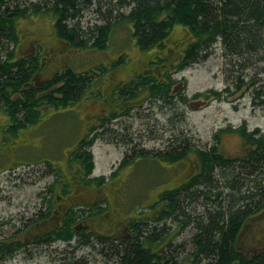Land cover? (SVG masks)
Returning <instances> with one entry per match:
<instances>
[{
  "label": "trees",
  "instance_id": "trees-1",
  "mask_svg": "<svg viewBox=\"0 0 264 264\" xmlns=\"http://www.w3.org/2000/svg\"><path fill=\"white\" fill-rule=\"evenodd\" d=\"M24 2L0 0V109L12 123V135L30 125L40 126V132L46 131L42 125L56 127L59 117L56 123L44 122L45 116L49 112L53 116L76 110L89 90V94L98 98L101 89L97 82L110 70L114 73L124 67L128 60L123 53L126 50L112 55L110 41L117 32H127L134 39V43L125 41L126 47H135L143 55L141 61L145 65L139 64V69L129 71L130 77L115 84L110 97L108 93L111 108L116 111L100 116L99 119L103 118L100 124L91 127L84 140L78 139L80 129H75L72 136L79 141L77 150L71 146L64 161L56 158L67 170L49 163L57 180L40 193L44 205L40 209L42 217L37 222L28 219L22 225L27 228L24 238L18 239V234L11 236L9 242L1 238L0 259H12L18 253L15 251L29 250L31 232L28 229L37 223L44 233L37 242L48 244L58 240L60 244H78L77 248L90 246L99 254L93 256L102 257L101 264H264V250L250 256L239 250V238L248 223L264 212V136L256 137L258 129L248 133L243 126L228 127L216 132L212 141L204 144L183 130L184 118H178L183 114L179 115L177 105L173 106L177 101L185 105L193 101L184 94H172L174 90L185 91V85L178 89L175 74L207 60L213 47L220 44L229 67L226 75L229 86L234 88L233 94H241L246 88L253 102H257L254 104L264 107V66L260 64L264 63V0ZM88 13L92 17L85 23ZM39 16L52 19L56 33L53 35L58 41L74 49L95 50L89 58L93 56L95 63H102L97 68L100 72L92 71L90 64L88 72L76 73L70 68L57 73L50 68L47 72L46 59L40 56L38 43L34 44V54L20 53V22L24 19L31 22L32 17L36 20ZM177 28L185 29L192 41L179 59L173 60L167 41ZM35 41L37 38L32 43ZM45 41L52 46L57 43ZM48 73L55 74L48 76ZM148 102L161 111L168 104L176 115V118L170 116L164 125L153 111L148 113L152 123L143 124L148 126L149 135L156 142L161 140L160 147L152 151L138 150L137 142L131 141L142 136L143 130H134V121L139 119L143 105ZM159 126L171 133L158 134ZM224 132L242 137L244 155L230 157L222 152L220 135ZM106 138L111 144L125 148L119 168L110 176L111 181L105 176H93L92 143ZM191 156L194 157L190 160L194 167L192 173L172 187H163L146 210L129 213L125 218L108 212L111 204L117 207L120 196L117 201L118 192L111 187L116 198L113 203L100 189L115 184L121 168L143 161H160L174 167ZM32 164L20 165L30 168ZM73 168L78 169V176L73 175L81 183L78 186L94 191L99 201L62 207L63 197L81 189L76 186L72 193L66 194L70 186L62 181L61 175L68 177L67 172L71 173ZM68 181L72 183L71 179ZM108 220L111 223L101 230L100 224ZM58 221L59 227L53 229ZM93 222H96L94 226ZM54 251L52 264H100L95 259L88 262L77 259L73 251L59 248Z\"/></svg>",
  "mask_w": 264,
  "mask_h": 264
},
{
  "label": "rangeland",
  "instance_id": "rangeland-1",
  "mask_svg": "<svg viewBox=\"0 0 264 264\" xmlns=\"http://www.w3.org/2000/svg\"><path fill=\"white\" fill-rule=\"evenodd\" d=\"M25 2H43V0H23ZM24 2V3H25ZM87 16V17H86ZM85 23L92 17L91 13L85 14ZM34 21H28L24 19L19 24V33L22 38V43L19 44V52L29 53L35 51L34 44H37V48L40 52L48 57L50 52L54 55V64L58 68L64 67L63 65L69 64L72 60V66L76 71L83 72L89 71V64L91 70L95 73L100 71L97 69L101 62L95 63V58L92 55L95 50L93 49H67L64 44H54L53 46L49 41L56 42V38L53 33L54 27L52 19L47 16H40L32 19ZM124 28V27H122ZM29 37L32 39L37 38V41L32 43ZM55 38V39H54ZM111 40L113 48L112 55H116L122 50L125 55L128 56V60L125 66L115 71L111 75L106 74L97 83L101 91L105 94L110 92L113 86L117 83H123L130 77L129 71L139 69L140 66L145 65V61L142 62V54L136 52L135 47H126L128 41L131 43L134 39L127 36V32H117ZM44 40V41H43ZM192 38L188 35L185 29H174L167 41V50L171 52L173 60H178L180 54L184 51L185 47L190 44ZM47 51L44 52L41 47ZM110 45V46H111ZM124 46V47H122ZM67 47V48H66ZM70 48V47H69ZM120 48V49H119ZM77 54H74L76 53ZM84 55L81 56L80 53ZM129 54L131 56H129ZM76 59L74 60V57ZM126 56V58H127ZM100 61L99 58H96ZM92 60V61H91ZM90 61V63H88ZM223 57L220 44H216L213 47L211 56L199 63H195L191 67L180 70L175 74V79L178 80L181 88L185 85V91L174 90L172 94L179 95L184 94L187 99L193 101L186 105L177 101L173 106L181 113L180 119L184 118L185 124H183V130L188 132L187 134L194 138H200V142L206 144L212 141L213 135L230 127L231 129L239 128L242 125H247L248 131L259 128L264 135V107L256 106L252 100V95L248 92V89H243V92L233 94L234 88L230 87V80L226 75L227 62ZM133 62V63H132ZM65 63V64H64ZM140 64V66H139ZM264 66V63H260ZM58 68H54L58 70ZM114 70V69H113ZM47 72H50V68H46ZM53 72V71H52ZM49 75V73H48ZM40 79V78H39ZM248 85V84H247ZM116 86V85H115ZM250 91V90H249ZM218 94L216 95L215 94ZM111 92L109 93L110 97ZM144 94V92L142 93ZM107 108V103L83 101L76 107V110L65 113H59L62 115L49 116L51 112L45 116L44 122H56L59 117V123L55 124L56 127H45L46 131L33 132L28 131L24 137L26 131H20L17 136H13L4 130V126H8V120L5 121L3 111L0 109V239L4 238V241L9 242V238L14 236L16 232L21 230V221L24 217L30 218L35 214L41 201L40 193L43 189H46L53 181L57 180L56 173L52 170H48L44 167V163L49 166V163L66 169L63 162L57 161L65 156L68 149L75 143L76 137L72 136L76 128H79V138L87 136L89 129L93 126L100 124L99 117L103 111ZM115 109L109 108L105 111L106 115H110ZM155 114L164 125L167 124V119L171 116L176 118L172 108L166 104L163 111L157 110L154 105L149 102L143 105V110L140 111L139 119L134 121V130L142 131L140 138L131 140L138 150H156L160 147L161 140H156L149 135L148 126L143 123L148 121L152 123L151 117L148 116L149 112ZM65 113V114H63ZM43 122V123H44ZM86 129L83 131V126ZM144 125V129H143ZM38 126V130H39ZM160 129V126L158 127ZM171 133L169 129H160L158 134L164 136ZM23 136L21 139L25 143L24 146L16 147L20 144L18 137ZM106 136V134H105ZM16 138V139H15ZM32 141H27L26 139ZM35 138V139H34ZM221 138V150L223 153L230 157L244 155V145L241 138L234 132H224L220 135ZM15 139V140H14ZM102 139H97L93 146V154L95 161V169L93 176L100 177L105 176L110 178L113 171L116 170L123 156L125 155V148L121 146H115ZM14 140V142H12ZM61 140V141H59ZM76 140V141H75ZM191 156L184 163L178 166H171L165 162L154 163L153 161H143L135 165L123 167L118 172L115 184L106 185L101 187L100 193L103 196L109 197L110 201L116 202L115 194L113 190L118 188L120 190L117 194V207L111 204L108 212L117 214L119 218H125L130 214L137 213L142 210H146L145 207L149 206L157 199L159 191L172 187L183 179L187 178L192 173L194 168L191 163ZM23 162V163H20ZM34 163L30 168L29 166H21L16 168L20 164ZM50 164V168L52 165ZM67 170V169H66ZM77 169L75 174L77 175ZM68 177L70 173L67 172ZM63 175V174H62ZM72 176V175H71ZM70 176V177H71ZM78 176V175H77ZM64 177V175H63ZM67 178V177H65ZM110 178V181L113 180ZM71 179V178H70ZM79 181L76 177L75 187L78 186ZM79 191L73 193V195L65 196L61 199V205L64 208L74 204H87L99 201V198L94 191L84 189L81 186ZM164 187V188H163ZM117 192V191H116ZM122 193V194H121ZM59 204V203H58ZM125 215V217H123ZM137 217V216H135ZM109 216H107V219ZM101 219L99 218V222ZM98 222V221H96ZM95 222V223H96ZM93 222V226L95 224ZM108 222L100 226L101 230L106 229ZM96 226V225H95ZM97 227V226H96ZM100 230V231H101ZM103 232L102 234H104ZM108 233V232H107ZM240 248L244 254L250 256L251 254L258 253L261 248L264 247V212L256 216L248 223L242 236L239 238ZM78 244H65L58 243L57 247L60 251H73L77 259L82 258L85 262L89 260H98L101 264L102 257L93 256L99 255L90 246L77 248ZM75 250V251H74ZM36 251V250H33ZM30 255L29 252H18L14 258L7 261L5 264H52L54 260H49L46 255L40 254ZM93 254V255H92Z\"/></svg>",
  "mask_w": 264,
  "mask_h": 264
},
{
  "label": "flooded vegetation",
  "instance_id": "flooded-vegetation-1",
  "mask_svg": "<svg viewBox=\"0 0 264 264\" xmlns=\"http://www.w3.org/2000/svg\"><path fill=\"white\" fill-rule=\"evenodd\" d=\"M21 37V36H20ZM34 39H30V41L32 42ZM57 41V43L56 44H64V42H60V41H58V40H56ZM22 43V38L20 39V44ZM65 45V44H64ZM40 46V45H39ZM65 46H67V45H65ZM41 47V46H40ZM68 47V46H67ZM66 47V48H67ZM42 48V47H41ZM67 49H70V50H72V48H67ZM42 50L44 51V52H47V51H45L43 48H42ZM49 55H48V57H46V55H44V53L43 54H41L40 56L43 58V57H45V59H46V65H47V68H52V71L54 72V68L56 67V68H58L57 66H55V64H53L54 63V55L52 54V53H50V52H47ZM28 54V53H27ZM30 54H34V49H33V51H31L30 52ZM75 54V53H74ZM74 57V56H73ZM76 58V57H75ZM73 61V60H72ZM72 61L69 63V64H65V65H63L64 67H59L58 68V70H55V73H57L58 71L60 72V71H62V70H64V69H67V68H70V69H75L74 67H72V66H67V65H70V64H72ZM76 71V70H75ZM74 71V72H75ZM82 72V71H81ZM81 72H79V71H76V73H81ZM83 72H88V71H83ZM111 72H113L112 70H110L107 74L108 75H111L112 73ZM55 73H51V74H55ZM50 74V75H51ZM50 75H48V76H50ZM180 87V85L178 86V89H180L179 88ZM114 88V87H113ZM113 88H112V90H113ZM112 90H111V92H112ZM90 91V90H89ZM89 91L86 93V95H85V97L82 99V101H80V103H82L84 100L85 101H93V102H104V103H107V108H106V110L107 109H109V108H111V105H110V99L108 98V93L107 94H105L103 91H100V93H99V95H98V98L95 96V94H89ZM98 99H99V101H98ZM80 105V104H79ZM2 110V109H1ZM105 110V111H106ZM3 111V110H2ZM105 111H103V113H102V115H101V117H104L106 114H105ZM114 111H116V110H114ZM3 113H5L4 111H3ZM111 115V114H110ZM107 116V115H106ZM3 117H4V119H5V121H7L8 120V117H7V114L5 113L4 115H3ZM103 118H101L100 119V121L102 120ZM99 121V122H100ZM8 123H9V125L8 126H4V130L7 132V133H10L11 134V128H12V123L10 122V121H8ZM20 131H26L25 133H24V137H28L27 135H26V133L28 132V131H33V132H40L39 130H38V127L36 126V125H30L29 127H27L26 129H23V130H20ZM20 131H19V133H20ZM18 133V134H19ZM17 134V135H18ZM12 135V134H11ZM17 135H13V136H17ZM91 136V135H90ZM86 136H82L81 138H78V139H82V140H84L83 138H85ZM1 138V137H0ZM23 138V136H21V137H18V140L20 141V144L19 145H17L16 147L18 148V147H20V145H22V146H24L25 145V143H21V142H23L21 139ZM16 139V138H15ZM14 139V140H15ZM35 139V138H34ZM14 140L12 141V142H14ZM27 141H32L30 138L29 139H26ZM96 140L97 139H95V141L92 143V147H91V151H92V153H93V146L95 145V143H96ZM78 144H79V141H76V144L74 143L73 145H72V147H74V149L75 150H77V148H78ZM114 145V144H113ZM116 146V145H115ZM94 155V154H93ZM64 157L65 156H63L62 158H61V160L62 161H64ZM20 163H23V162H20ZM34 164V163H33ZM21 166H23V165H18L16 168H19V167H21ZM44 166H45V168L47 167V169L48 170H51L49 167H48V165L47 164H45L44 163ZM56 168H59V165H56L55 166ZM29 168V167H28ZM78 170V169H77ZM72 172L70 173V176L69 177H67V178H65L64 177V179H62V181H65L69 186H70V188H69V192L68 193H66V194H70V193H72L73 192V190H74V188H75V182H76V178L74 177L73 178V175H74V173H75V171H76V168H73V170H71ZM70 178H71V180H72V183L71 182H69L68 180H70ZM61 182V181H60ZM116 191L117 192H119L120 190H118V188H116ZM43 206L44 205H42L41 203H40V205H39V207H38V209H37V211H35V214H33V215H31V217L30 218H28V217H24L23 218V221H21V226L22 225H24L25 224V222L28 220V219H30V220H32V222L33 221H35V222H37V220H39L42 216H41V211H40V209H42L43 208ZM57 208V207H56ZM101 221V220H100ZM108 223L110 224L111 223V221L110 220H108ZM35 224V223H34ZM31 225V226H29V229L28 230H30V232H31V235L29 236V238H31L30 239V241H29V243H31V244H29V250H24V249H21V250H18V251H15V252H21V251H25V252H30L32 255H37V252L36 251H38V253L40 254V256L42 255V254H44V255H46V257L49 259V260H54V258H55V249H57L58 247H57V244L59 243L58 242V240L57 241H52V242H50V243H48V244H44V242L42 241V242H37V240H39L41 237V235L42 234H44V233H41V226L38 228L37 226H38V224L36 223V225ZM59 225H60V221H58V224L57 225H54L53 226V229H56V228H58L59 227ZM51 228H49L46 232H48L49 230H50ZM58 230V229H57ZM25 231H27V228L25 229L24 227H21V230H19L18 232H16V233H14L16 236H17V234H18V236H17V238L18 239H21V238H24V236H25V234H24V232ZM45 232V233H46ZM115 235V234H114ZM242 236V235H241ZM9 240H10V238H9ZM33 250H36V251H33ZM262 250H264V247L263 248H261L259 251H262ZM7 261H9V260H7V259H4V260H2V259H0V264H5Z\"/></svg>",
  "mask_w": 264,
  "mask_h": 264
},
{
  "label": "bare ground",
  "instance_id": "bare-ground-1",
  "mask_svg": "<svg viewBox=\"0 0 264 264\" xmlns=\"http://www.w3.org/2000/svg\"><path fill=\"white\" fill-rule=\"evenodd\" d=\"M128 115V114H127ZM243 127H246V130H247V132L248 133H251V132H253L254 130H259V135L258 136H256V137H261V136H264V135H262V132H261V130L259 129V128H256V129H253V130H251V131H248V128H247V125H242ZM242 126H240L239 128H241ZM238 129V128H237ZM240 135V134H239ZM242 138V137H241ZM121 162V161H120ZM119 165H120V163H119ZM119 165H118V168H119ZM93 171V170H92ZM61 175V174H60ZM61 177H62V179H63V175H61ZM102 177V176H101ZM76 217H78V216H76ZM180 222V221H179ZM245 227V226H244ZM84 233V232H83ZM100 240V239H99ZM1 242V241H0ZM6 242V241H5ZM98 250V249H97ZM11 259V258H10ZM10 259H8V260H10Z\"/></svg>",
  "mask_w": 264,
  "mask_h": 264
}]
</instances>
